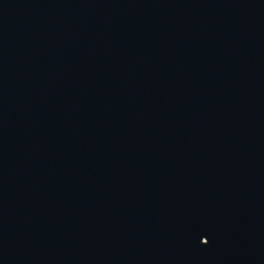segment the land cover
<instances>
[{
	"label": "water",
	"instance_id": "1",
	"mask_svg": "<svg viewBox=\"0 0 264 264\" xmlns=\"http://www.w3.org/2000/svg\"><path fill=\"white\" fill-rule=\"evenodd\" d=\"M0 264H264V0H0Z\"/></svg>",
	"mask_w": 264,
	"mask_h": 264
}]
</instances>
